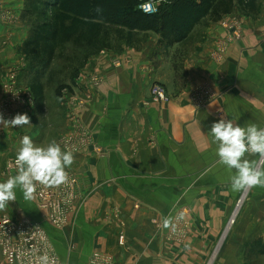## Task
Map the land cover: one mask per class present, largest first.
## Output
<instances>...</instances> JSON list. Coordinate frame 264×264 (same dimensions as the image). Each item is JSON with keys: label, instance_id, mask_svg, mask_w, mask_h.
Masks as SVG:
<instances>
[{"label": "crops", "instance_id": "0c3cea01", "mask_svg": "<svg viewBox=\"0 0 264 264\" xmlns=\"http://www.w3.org/2000/svg\"><path fill=\"white\" fill-rule=\"evenodd\" d=\"M0 1L2 102L10 71L16 70L19 82L28 86L21 48L29 28L20 19L23 0ZM254 2L252 8L233 0L224 17L237 16L241 33L226 44L219 61L212 52L225 44L224 17L213 20L207 15L180 40L156 33L139 49L100 50L79 68L68 90L79 97L83 89L91 91L78 114L100 150L89 146L74 153V163L66 169L86 178L90 186L54 239L59 250L65 243L73 250L70 263L63 259L66 264H88L93 252L110 256L112 264H206L227 220L235 215L215 264L264 259V188L233 191L230 173L218 163L208 134L221 118L240 126H264V0ZM93 75L102 80L100 86L86 88ZM155 83L164 86L168 101H152ZM203 85L214 97L198 108L191 91ZM45 91L44 86L42 106L35 103L19 111L31 124L17 129L0 125V182L15 175L7 173L5 164L15 158L24 135L46 146L71 132L67 99L51 104ZM39 212L33 199H25L17 189L16 200L0 210V216L38 220ZM165 218L171 219L168 227L163 226ZM177 220L186 225L181 241L171 238L175 227H181Z\"/></svg>", "mask_w": 264, "mask_h": 264}, {"label": "built area", "instance_id": "2783aa9c", "mask_svg": "<svg viewBox=\"0 0 264 264\" xmlns=\"http://www.w3.org/2000/svg\"><path fill=\"white\" fill-rule=\"evenodd\" d=\"M168 2V0H144L138 8L144 14L154 15L158 13L161 4ZM221 26L225 29L227 37L224 41L225 44L218 46L212 52V58L216 61L221 59L226 44L238 38L241 33V23L237 16L224 17L221 20ZM17 75L16 70L10 71L4 84L7 97L0 102V114L3 115L5 120L13 118L19 113L20 109L29 110L35 106L33 93L29 88L19 85ZM101 82L102 80L98 76H89L86 88H97ZM82 92L83 95L79 97L67 88L64 89L63 96L67 99V104L70 107L67 118L70 120L71 132L61 135L57 143L60 144L62 150L74 149V153L80 152L89 146H93L99 152L100 149L94 142L93 133L84 126L78 114V109L92 97L90 90L83 89ZM150 95L152 101L156 103L168 101L166 90L159 83L151 86ZM213 97L214 93L204 85L195 87L191 91V101L198 108L205 106ZM14 128L17 129V127ZM14 160L15 158H11L5 164V170L8 174H15V168L10 167V165H14ZM67 172L69 174L67 184L58 188L37 185L32 198L36 207L45 215L46 220L58 229L68 224L72 213L82 204L85 193L90 190L86 178L71 171ZM180 225V220H177L176 226ZM185 235L186 225L182 224L181 227H175L171 238L181 241L185 238ZM122 240L123 236H120L119 243H122ZM0 252L4 264H39L38 258L44 255L49 257V264H63L45 229L31 217L14 221L7 215L0 216ZM112 263L110 256L99 252H93L88 261V264Z\"/></svg>", "mask_w": 264, "mask_h": 264}, {"label": "trees", "instance_id": "16d2710c", "mask_svg": "<svg viewBox=\"0 0 264 264\" xmlns=\"http://www.w3.org/2000/svg\"><path fill=\"white\" fill-rule=\"evenodd\" d=\"M142 1L144 0H23L20 19L24 24H30L27 25L30 33L21 51L26 61L24 73L29 77L27 85L34 95L35 103L42 106L44 101L46 81L42 72L50 68V62L58 52L54 50V44L61 34L73 36L78 31L85 30L84 38L93 42L100 38L98 36L102 28L119 23L116 24L119 27V46L110 47L96 41L99 44L90 51L81 52V61L71 73V82L74 83V78L86 59L100 50H121L124 46L139 49L149 31H156L165 38L174 36L180 40L201 18L210 15L213 20H218L223 12L228 11L224 9L226 6L231 10L233 8V0H168L167 4L160 5L157 14L147 15L138 8ZM250 2L254 0H237L239 5ZM34 45L41 49L40 52L31 50ZM48 49L51 51L48 52ZM66 87L69 89L71 85H58L59 89ZM59 89L57 95L60 96Z\"/></svg>", "mask_w": 264, "mask_h": 264}, {"label": "clouds", "instance_id": "9594fccd", "mask_svg": "<svg viewBox=\"0 0 264 264\" xmlns=\"http://www.w3.org/2000/svg\"><path fill=\"white\" fill-rule=\"evenodd\" d=\"M31 124L30 117L16 114L5 120L0 114L3 127H22ZM208 134L211 143L216 145L215 154L218 163L225 166L230 173V186L233 191L264 188V126L247 123L240 126L233 119L219 121L211 125ZM256 157V159H253ZM74 163V149L62 150L59 143L52 140L46 146L36 145L32 138L24 135L16 150L14 165L15 175H10L0 182V210L9 202L16 200V190L23 192L24 198L30 200L37 185L58 188L68 183L66 171ZM171 224L165 218L163 226ZM39 264H49L47 255L38 258Z\"/></svg>", "mask_w": 264, "mask_h": 264}, {"label": "rangeland", "instance_id": "374dc122", "mask_svg": "<svg viewBox=\"0 0 264 264\" xmlns=\"http://www.w3.org/2000/svg\"><path fill=\"white\" fill-rule=\"evenodd\" d=\"M224 4H223V6H224ZM255 4H256L255 2L249 3V5L253 6L252 8H254L256 6ZM1 7H2V3L0 1V8ZM224 9H227L228 11L223 12V14L220 16V18L224 17L227 14H230V12H231V9L228 8V6H226V8H224ZM4 14H6V12ZM32 19H35V17H32ZM31 22H33V21H31ZM114 24H113V26H110V24H109L108 27L105 26L104 28H102L101 33L99 34L100 36H98V38L100 37L101 39L100 38L96 39V41H100L101 43H103L105 45H110V47L119 46L118 43L120 40H118V37L120 35L117 32V29L119 27L116 26V24H119V23H114ZM24 25H26V24H24ZM123 30H126V29H123ZM29 33H30V31H29ZM84 33H86L85 30L80 31V32L78 31V33L76 35H73V36L72 35L71 36H65V35L61 34L57 38V42L54 44V50H56L58 52L56 53L54 58L51 60L52 62L49 61L51 63L49 66L50 68L47 69L46 71L42 72V76L46 81L45 88L47 91H45V93L47 95V99L49 101H51V104L53 102L58 103L59 100H62L65 88L59 89L58 85H60V84L63 85L65 83L66 84L71 83V73L73 72L74 67L78 66L79 62L81 61L80 57H79L80 53L81 52L83 53L84 51H87V50L90 51L93 46H96L99 44V43H95L96 41L91 42L90 40H88L89 38L88 39L84 38ZM156 33H158V32H156V31L147 32L148 35H146L147 38L145 41H147L150 37H155L154 34H156ZM144 43H142V45ZM34 47H35V45L31 47V50L33 52H37V51L40 52V50H41L40 48H38V47L34 48ZM50 49H48L47 51L48 52L51 51ZM39 63L37 66H39ZM18 82H19V79H18ZM60 82H62V83H60ZM71 84L73 85V83H71ZM19 85L21 87L28 88V86H25L20 82H19ZM58 89L60 90V96L57 95ZM49 109L52 110L53 108L50 107ZM55 110H57L56 107H54V111ZM244 199H245V197H244ZM243 201L244 200L242 198H241V200L238 199L237 206H240L241 203H243ZM39 213H40V216L42 219L39 218L38 220L37 219L35 220V218H33V217H32V219L35 221H38L40 224L42 223V227L45 229L47 236L49 237L50 241L53 244V247L56 250V253L59 254L58 256H60L59 258H60L61 262L63 264H66V262L63 260L65 258V260L69 259V263H70V258H71L70 253H72L73 250L69 249L68 243H65V246L62 247L60 250L57 248V246L55 244L56 242L54 239L58 238V231H59L58 228H55L53 225H51L46 220L45 215L41 211ZM236 214H238L237 211H236ZM28 216H30V215H28ZM235 217H236V215L231 216V218L227 220L226 226H225V228H224V230H223V232H222V234L218 240V243L215 244L216 246H215L214 250L212 251L211 256L206 260V262H205L206 264H215L216 259L219 257V254L221 252V248L224 246L227 238L229 237V233L231 231V228L233 227L232 225H234V223H235V220H236ZM14 221H17V220H14ZM251 254L253 256H255L258 254V251H252ZM79 263H80V260L78 261V264ZM248 264H264V259L258 257L257 259L250 260V262Z\"/></svg>", "mask_w": 264, "mask_h": 264}]
</instances>
